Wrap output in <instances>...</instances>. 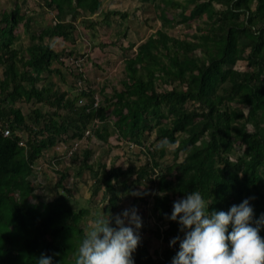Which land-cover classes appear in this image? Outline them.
Segmentation results:
<instances>
[{
	"label": "trees",
	"instance_id": "16d2710c",
	"mask_svg": "<svg viewBox=\"0 0 264 264\" xmlns=\"http://www.w3.org/2000/svg\"><path fill=\"white\" fill-rule=\"evenodd\" d=\"M29 1L45 12L35 15ZM105 1L11 0L0 12V264H37L42 253L53 264H75L91 213L77 209L64 186L70 169L56 171L61 179L50 201L36 195L32 182L43 168L40 160L59 162L69 153L73 160L84 157L77 176L84 168L97 171L90 190L92 198L102 191V204L94 218L114 216L124 198L149 183L157 239L163 241L184 238L169 217L173 203L194 191L210 203L209 212H227L249 199L253 227L264 215V0H153L160 28L134 56L124 57L119 85L104 79L96 91L83 72L85 58L57 51L52 41L76 43L77 30L95 26V15L106 23L110 16L126 17L105 9ZM49 15H55L53 24L34 26ZM195 23L184 39L167 32ZM21 25L27 42L17 47ZM238 61L248 69L238 70ZM67 73L75 81L71 95L53 82L65 83ZM18 104L48 111L28 115ZM112 136L127 149L142 147V163L108 166L99 158L90 164V142L105 145ZM164 137L175 148H160ZM60 142L63 153L55 149ZM182 153L181 162L165 167L168 154ZM259 234L264 238V227ZM173 254L154 258L144 242L133 256L135 264H171Z\"/></svg>",
	"mask_w": 264,
	"mask_h": 264
},
{
	"label": "rangeland",
	"instance_id": "374dc122",
	"mask_svg": "<svg viewBox=\"0 0 264 264\" xmlns=\"http://www.w3.org/2000/svg\"><path fill=\"white\" fill-rule=\"evenodd\" d=\"M11 0H0V12L4 10V8H10ZM155 2L153 0H106L105 1V9L107 10H116V12L126 13V17L120 16H110L107 23L103 21V15H95L94 21L96 25L92 28H89L87 25L90 23V20H86L85 28H81L77 30V40L74 44H68L62 39H55L52 41V44L55 46L57 51L66 50L74 51L78 53L74 56H82L85 58V66L83 67V72L88 77L91 84L95 87L94 90L97 91L96 87L98 84L103 83L105 80L110 83H116L119 85L120 80L122 78V70H123V60L124 57H132L135 55L138 46L143 43L146 36L150 33L160 28L161 24L156 17L155 9L153 5ZM28 6L31 7L32 11L35 12V15L45 12L43 9H39L38 11L35 9L34 3L32 1L28 2ZM4 7V8H3ZM123 15V14H121ZM29 16H33L30 14ZM54 16H46L41 21H36L37 25L35 27H47L54 22ZM206 22V20L204 19ZM102 24V26H100ZM80 25V24H79ZM196 23L193 25V28H188L183 24H177L176 27L169 29L167 32L169 35L173 37H181L186 38L192 31H195ZM19 35V40L16 43V46L25 45L27 42V36L24 33L22 25L17 28ZM206 34V33H205ZM87 53L89 55L87 56ZM91 59L92 62H87V58ZM75 68L74 65H70ZM236 68L240 71H246L248 69L247 63L245 61H238L235 65ZM102 67V68H101ZM65 73V72H64ZM2 74V70L0 69V76ZM67 81L59 80L58 78H53V82L60 88L61 91H67L69 95L72 92H75L72 87H75V81L73 76H68L65 74ZM105 79V80H104ZM77 88V87H76ZM111 94L110 91H108ZM81 104V101H78V105ZM20 108H23L24 113L28 114L32 109L42 108L43 111H48V108L45 105H36L32 107V105H17ZM151 139V137L149 138ZM182 139L181 136L178 137L180 141ZM64 143H59L55 149L59 150L58 152L63 153L66 146ZM90 147L93 149L92 158L89 159L90 164L94 163L97 159H102V163H106L108 166L115 163L119 165V161H123V163H134L136 166H139L142 162L137 158L140 155V148L128 146L125 147L123 142L118 140L116 136H112L109 139V143L105 145H99L94 142H90ZM99 148L102 150L100 151ZM175 148V147H173ZM171 148V150L173 149ZM88 150V149H86ZM84 151V150H83ZM60 153V154H62ZM84 153V152H83ZM82 153V154H83ZM82 156V155H81ZM63 160H50L47 161H39V167L43 166L41 171H36L35 178H33L32 182L35 185L37 191L36 195L41 197V199L45 201H50L56 196L55 185L60 181L61 174L56 171H60L63 169H70V171H66L68 175L65 180L64 186L70 189L72 200L76 201L75 206L77 209L79 208H87L90 210V216L86 218L83 222V227L85 231L91 226V221L94 219L96 211L101 207L102 202V191H98L96 196L92 198V193L90 190V186L92 185V176L94 172L90 171L87 168H84L83 173L77 176V171H81L80 162L84 159L81 157L79 160H73L71 157V153L67 155V157H61ZM184 159V155L179 154L178 158L172 156V154L167 155V160L165 161L166 168L173 167L176 160L181 162ZM80 169V170H79ZM63 172V171H62ZM174 179V175H171ZM146 185V186H145ZM150 187V190H148ZM62 191V187L57 188V192ZM139 193V195L133 196L129 194L128 198H124L122 200V207L114 213V216L120 214L125 209H129L135 207L138 211L137 214L142 219V228L139 230V234L141 237V243H146L148 249L153 255L154 258L160 255L166 256L167 254H173L176 256V252L174 248L177 249V244L175 246L170 247V241L157 239V230L158 225L153 218V199L152 196L154 192L151 189L149 183L144 185H140L136 187L135 191ZM133 193V192H132ZM180 199V197H179ZM36 201H34L35 203ZM165 228L161 229V232L164 231ZM179 251V250H178ZM177 251V252H178ZM155 254L157 256H155Z\"/></svg>",
	"mask_w": 264,
	"mask_h": 264
},
{
	"label": "clouds",
	"instance_id": "9594fccd",
	"mask_svg": "<svg viewBox=\"0 0 264 264\" xmlns=\"http://www.w3.org/2000/svg\"><path fill=\"white\" fill-rule=\"evenodd\" d=\"M158 146L175 147L167 137ZM131 147L142 151L140 146ZM209 205L199 191L173 203L169 219L181 226L184 238L177 236L170 241V247L179 242L171 264H264V238L259 234L264 215L253 227L254 210L249 199L232 205L227 212H209ZM137 211L132 207L115 216L104 213L94 218L77 248L75 264H135L133 254L141 244L142 228ZM37 264H53L52 257L42 253Z\"/></svg>",
	"mask_w": 264,
	"mask_h": 264
},
{
	"label": "built area",
	"instance_id": "2783aa9c",
	"mask_svg": "<svg viewBox=\"0 0 264 264\" xmlns=\"http://www.w3.org/2000/svg\"><path fill=\"white\" fill-rule=\"evenodd\" d=\"M76 64L78 65V63H76ZM96 99H97V97H96ZM96 103L98 104V100H97V102H96ZM5 134H6V135H8V134H9V132H8V131H5ZM86 134H87V135H89V134H90V132H89V131H87V132H86Z\"/></svg>",
	"mask_w": 264,
	"mask_h": 264
}]
</instances>
